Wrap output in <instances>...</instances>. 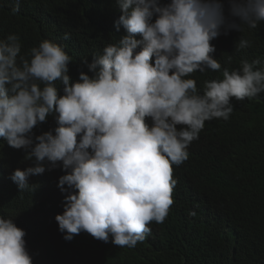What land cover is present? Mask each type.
I'll list each match as a JSON object with an SVG mask.
<instances>
[{
    "label": "clouds",
    "instance_id": "obj_1",
    "mask_svg": "<svg viewBox=\"0 0 264 264\" xmlns=\"http://www.w3.org/2000/svg\"><path fill=\"white\" fill-rule=\"evenodd\" d=\"M15 2L18 11L21 0ZM115 2L122 13L116 30L122 26L125 34L91 63L82 61L91 75L80 71L75 81L69 75L72 58L58 44L43 40L21 55L17 35L0 39V138L34 161L11 179L19 192L32 188L35 202L16 224L0 216V264H34L38 250L28 246L26 218L40 219L55 206L44 199L41 209L46 180L30 185L29 177L57 166L65 174L47 195L64 204L55 220L66 241L86 232L105 244L111 237L119 248L143 243L150 225L168 217L177 186L173 166L188 160L187 149L201 138L205 123L229 120L233 100L264 93V59H242L230 71L212 55V41L222 33L242 32L244 25L257 29L264 22V0H227L228 16L222 0ZM250 47L252 42L241 38L236 50ZM206 70L220 72L222 79L204 81L200 94L188 77ZM49 117L57 123L54 134L33 138V129ZM246 201L252 212L264 208L256 198ZM256 219L262 223L264 214ZM227 227L233 250L244 253L251 245L248 223L228 221ZM226 261L240 263L235 256L222 259L218 243L211 264Z\"/></svg>",
    "mask_w": 264,
    "mask_h": 264
},
{
    "label": "trees",
    "instance_id": "obj_2",
    "mask_svg": "<svg viewBox=\"0 0 264 264\" xmlns=\"http://www.w3.org/2000/svg\"><path fill=\"white\" fill-rule=\"evenodd\" d=\"M222 2L225 16H228L229 4L227 0ZM15 8V0H0V39L17 35L22 45L21 55L43 40L58 44L72 58L69 75L73 81L78 79L80 71L91 75L82 61L91 63L94 57L103 54L105 47L117 44L125 34L122 26L116 30V22L122 13L115 0H21L19 10L14 11ZM66 33L70 35L69 39H64ZM241 38L251 41L252 47L237 51L236 45ZM212 44L216 48L213 58L221 63L222 70L237 69L242 59L249 62L264 59V22L257 29L244 25L242 32L222 33ZM229 56L232 57L231 64L226 62ZM188 78L196 80L198 91L203 94V82L222 79V74L206 70ZM57 87L63 94L62 86L57 84ZM232 105L229 120L206 122L199 134L201 138L187 149L188 160L179 167L173 166L177 180L174 205L165 221L152 223L150 235L134 248H119L112 244L111 237L105 244L86 232L66 241L55 220L58 214H63L64 204L61 201L54 203L56 198L47 195L56 189L59 178L65 173L57 166L46 171L44 176H30V185L46 180L44 196L40 199L41 209L44 199L50 206H55L48 208L46 218H26L28 246L38 250L32 262L211 264L219 243L222 259L235 256L239 264H264V221L262 224L256 219L257 214H264V208L252 212L254 208L246 201L250 197L256 198L264 206V93L252 100H233ZM56 127L55 118L49 117L46 123L33 129V138L47 131L54 134ZM24 157L23 149H13L0 138V216L15 219V224L28 203H35L29 193L32 188L19 192L11 179L15 170L34 166V161H26ZM65 195L63 193V201ZM190 212L196 215L190 216ZM228 221L248 223L251 245L244 253L233 250ZM239 233L245 237L243 230Z\"/></svg>",
    "mask_w": 264,
    "mask_h": 264
},
{
    "label": "rangeland",
    "instance_id": "obj_3",
    "mask_svg": "<svg viewBox=\"0 0 264 264\" xmlns=\"http://www.w3.org/2000/svg\"><path fill=\"white\" fill-rule=\"evenodd\" d=\"M41 216H42V217H44V216H45V218H46V217H47V214H45V212H42V213H41ZM20 218H23V216H22V217H20ZM20 218H19V219H20Z\"/></svg>",
    "mask_w": 264,
    "mask_h": 264
},
{
    "label": "bare ground",
    "instance_id": "obj_4",
    "mask_svg": "<svg viewBox=\"0 0 264 264\" xmlns=\"http://www.w3.org/2000/svg\"><path fill=\"white\" fill-rule=\"evenodd\" d=\"M42 132V131H41ZM264 203V202H263ZM189 220V219H188ZM244 222V221H243ZM168 227V226H167ZM166 229V228H165ZM197 229V228H196ZM213 230V229H212ZM218 237V236H217ZM227 251V250H226ZM259 251V250H258ZM199 257V256H198ZM203 261V260H202Z\"/></svg>",
    "mask_w": 264,
    "mask_h": 264
}]
</instances>
